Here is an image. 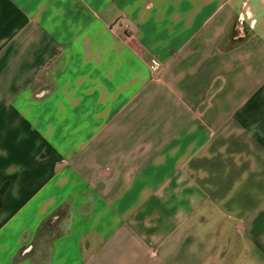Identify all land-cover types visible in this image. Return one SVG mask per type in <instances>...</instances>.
Wrapping results in <instances>:
<instances>
[{
  "label": "crops",
  "instance_id": "0c3cea01",
  "mask_svg": "<svg viewBox=\"0 0 264 264\" xmlns=\"http://www.w3.org/2000/svg\"><path fill=\"white\" fill-rule=\"evenodd\" d=\"M243 2L0 0V264H264Z\"/></svg>",
  "mask_w": 264,
  "mask_h": 264
},
{
  "label": "water",
  "instance_id": "95a60500",
  "mask_svg": "<svg viewBox=\"0 0 264 264\" xmlns=\"http://www.w3.org/2000/svg\"><path fill=\"white\" fill-rule=\"evenodd\" d=\"M248 2L249 0H244L242 6L240 7L238 23L235 25V30H236V33L234 35L235 41H239L247 35L246 24L249 25L250 29H252L254 26V19H252L253 15L250 12V7L248 6ZM55 221H56V217L54 218L51 225L41 227L38 231V236H41L42 234L48 231H53L55 227L54 225ZM32 249H33V246L27 247L24 250L23 254L24 255L29 254Z\"/></svg>",
  "mask_w": 264,
  "mask_h": 264
},
{
  "label": "trees",
  "instance_id": "16d2710c",
  "mask_svg": "<svg viewBox=\"0 0 264 264\" xmlns=\"http://www.w3.org/2000/svg\"><path fill=\"white\" fill-rule=\"evenodd\" d=\"M56 215L61 218L64 215V213L61 210H57L56 211ZM52 238H54V236ZM50 240H52L51 237H49V238H47L46 240H43V241L41 240L40 244L41 243L48 244L50 242ZM19 259H20V256L18 254L16 260H19Z\"/></svg>",
  "mask_w": 264,
  "mask_h": 264
},
{
  "label": "built area",
  "instance_id": "2783aa9c",
  "mask_svg": "<svg viewBox=\"0 0 264 264\" xmlns=\"http://www.w3.org/2000/svg\"><path fill=\"white\" fill-rule=\"evenodd\" d=\"M157 67H158V64H157L156 62L152 61V62L150 63V68H151V70H156Z\"/></svg>",
  "mask_w": 264,
  "mask_h": 264
},
{
  "label": "flooded vegetation",
  "instance_id": "af4514ba",
  "mask_svg": "<svg viewBox=\"0 0 264 264\" xmlns=\"http://www.w3.org/2000/svg\"><path fill=\"white\" fill-rule=\"evenodd\" d=\"M57 218L56 219H58V216H56Z\"/></svg>",
  "mask_w": 264,
  "mask_h": 264
}]
</instances>
